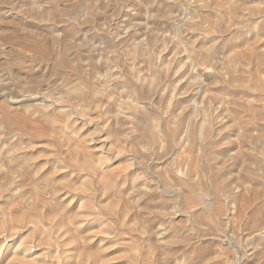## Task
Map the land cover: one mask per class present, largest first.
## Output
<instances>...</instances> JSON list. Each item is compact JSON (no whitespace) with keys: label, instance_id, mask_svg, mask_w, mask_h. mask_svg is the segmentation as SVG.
<instances>
[{"label":"rangeland","instance_id":"1","mask_svg":"<svg viewBox=\"0 0 264 264\" xmlns=\"http://www.w3.org/2000/svg\"><path fill=\"white\" fill-rule=\"evenodd\" d=\"M254 263L264 0H0V264Z\"/></svg>","mask_w":264,"mask_h":264},{"label":"bare ground","instance_id":"2","mask_svg":"<svg viewBox=\"0 0 264 264\" xmlns=\"http://www.w3.org/2000/svg\"><path fill=\"white\" fill-rule=\"evenodd\" d=\"M104 1V0H103ZM101 2V1H100ZM134 2V1H133ZM115 3V2H114ZM124 3H126V2H124ZM131 6V5H130ZM103 13V12H102ZM171 14V13H170ZM176 14V13H175ZM216 14V13H215ZM133 25V24H132ZM127 27V26H126ZM138 28V27H137ZM126 30V29H125ZM145 31V30H144ZM155 35V34H154ZM163 35V34H162ZM164 35H165V33H164ZM210 35V34H209ZM154 41V40H153ZM136 42H137V40H136ZM128 43V42H127ZM162 45V44H161ZM176 46V45H175ZM188 47V46H187ZM132 55V54H131ZM139 56V55H138ZM131 63V62H130ZM158 69H160V68H158ZM139 73V72H138ZM109 75V74H108ZM137 75V74H136ZM141 79V78H140ZM190 79V78H189ZM144 80V79H143ZM187 82L185 81V84H186ZM204 109V108H203ZM204 111V110H203ZM200 114H201V112H200ZM201 120H202V118H201ZM206 122V121H205ZM144 124V123H143ZM204 124V123H203ZM150 125V124H149ZM201 126V125H200ZM203 129V128H202ZM15 256V255H14ZM202 259V258H201ZM16 261V260H15ZM255 264V263H254Z\"/></svg>","mask_w":264,"mask_h":264}]
</instances>
